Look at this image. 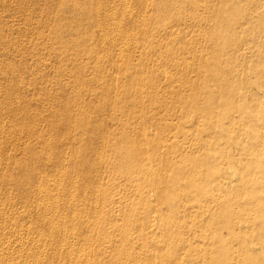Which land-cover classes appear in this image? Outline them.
<instances>
[{
	"label": "rangeland",
	"instance_id": "obj_1",
	"mask_svg": "<svg viewBox=\"0 0 264 264\" xmlns=\"http://www.w3.org/2000/svg\"><path fill=\"white\" fill-rule=\"evenodd\" d=\"M236 2L0 0V261L65 228L90 264H152L180 223L264 225V0Z\"/></svg>",
	"mask_w": 264,
	"mask_h": 264
},
{
	"label": "bare ground",
	"instance_id": "obj_2",
	"mask_svg": "<svg viewBox=\"0 0 264 264\" xmlns=\"http://www.w3.org/2000/svg\"><path fill=\"white\" fill-rule=\"evenodd\" d=\"M236 1L237 0H227L228 4L230 6H233V5L235 6L237 3ZM109 12L107 11L106 14ZM100 22H101V20H100ZM106 30H107V28H106ZM106 30H103V33H104V31L106 32ZM255 32H256L255 34L260 35V37L264 36V27H261V26L258 27L257 29H255ZM103 38H105V37H103ZM260 55H261V58L259 57L260 62L262 61V64H264V52L261 53ZM257 79H258V81H261L262 83H264V71L259 73V76L257 77ZM253 86H254V84L252 82L251 83L248 82L249 91L252 92L253 89L256 87V86H254V87ZM259 91H260V89H259ZM261 91H263V90H261ZM2 127H3V125H2ZM20 129H18V130H20ZM170 133H171V135H175V131L174 132L171 131ZM182 133L184 135L190 134L187 132V130L182 131ZM238 140L240 143H242V140H240V139H238ZM48 145H50V143ZM46 148H47V145H46ZM49 149H50L49 151H51L50 147H49ZM56 161H58V160H56ZM45 163H47V162H45ZM60 164H62V162ZM57 166L58 165H56L55 167H57ZM63 166L61 165L60 168L62 169ZM62 171H64V170H62ZM62 171L59 170L58 172H62ZM58 175H60V174H58ZM61 176H63V174H61ZM61 176H60V178H61ZM235 177H237V171L234 170L232 173V177L230 179H234ZM57 179H59V178H57ZM60 182L61 181H59L58 183H60ZM26 186L29 187L30 185L27 184ZM37 187H38V194L40 195V197L36 201V203L40 202L38 204V206L40 208L47 209L52 205L58 206V201H56L55 197H54L55 195L54 196L52 195L53 197L51 196L50 192L47 189L48 187L46 185L39 184V186H37ZM35 198L37 199V197H35ZM80 206H81V204H80ZM83 207H85V205H83ZM77 208L79 209V207H77ZM82 210H84V208ZM4 211H5V209H4ZM25 211L26 210H23L22 212H25ZM55 211H56V209H55ZM55 211L54 212L51 211L52 212L50 214L51 219H54V218L57 219L58 217H60L58 212H55ZM76 211H73L74 214H72V215H76L75 214ZM16 212H17V215H19L18 213H20V211L19 212L16 211ZM27 213H28V211H27ZM77 213L79 214L80 211ZM21 214H25V213H21ZM29 214H28V217H30ZM31 216H32V214H31ZM22 217L27 218L26 214ZM22 217H19V218H22ZM76 217L73 216V217H71V219L72 218L77 219ZM82 217H83V215H82ZM234 218L227 221L226 223H216L213 220H207L205 222L195 221L193 224H190V225H185V224L180 223V224L174 226L172 229H169L166 232V235L164 237L165 239L163 238V239L157 240V242L154 244L153 251L151 252V256H150L152 259V264H264V260H263L264 256L262 255V253H264V240H263V235H261V233H260V231L264 232V225H260L255 220H253V219L250 220V218H246V217H242V216L241 217L236 216V218L235 219ZM10 220H12V219H10ZM201 220H199V221H201ZM13 222H14V219H13ZM54 222H56V221H54ZM71 222L73 223V221H71ZM15 223H13V224L15 225ZM93 223L94 222H92V220H91V223H90L91 226ZM63 224H64V222H63ZM31 225L29 227H27L28 225H26V226H20L19 225V227L17 229H15V230L13 229L14 233H17L19 235L25 234L27 236V234H30L33 230V229H31ZM15 226H13V227L15 228ZM52 226H53V221H52ZM52 226L50 225V228ZM71 226L74 227L72 224H71ZM75 226H77V225H75ZM89 227H90V225H89ZM93 227H92V229H94ZM77 228L78 227H76V229H74V230L77 231ZM90 228H89V230H90ZM51 230L52 229H50V231ZM52 232H54V231L52 230L51 233ZM61 232H63L62 234H60L61 238L60 237H59L60 239L58 238L60 240V245H59V248L55 249V250H52L50 247H48L50 245L45 243L46 240H44V238H43L44 234L42 232L41 233H42L43 237L41 239H39L41 234H39L38 238H36V237L35 238H29L28 237L27 238L26 237L27 239H24V238H20L21 236H19L20 239H18L17 241H13V242H16L14 244L15 247L20 248V249L28 248L30 250L33 248V249H37V252H36V250H34L33 252H30V253H29V251H27L26 253H18V252L12 253L11 252L8 259L1 260L0 264H7V262H9V261L11 264H22V261H26V264H27V261H30V264H52V261L47 260V258H45L46 256L44 257L45 259L42 257V255L43 254L45 255V253L47 254V252L50 253L49 255H51V253H52V255H53V253H57L56 255L60 256V258H61V256L66 258L65 264H71V262H72V264H90L89 261L91 262V259L88 257L90 255V253H89V255H86L85 254L86 252L78 253V252H81V250H78L79 249L78 242L73 241L74 239L71 240V237H73V235H74L73 230L65 228L64 230H61ZM152 232L154 233L156 231L153 230ZM47 234H45V237ZM76 234L78 235V233H76ZM52 235L54 236V234H52ZM52 235H50V236L53 237ZM88 237H90V235ZM88 237H87V239H88ZM5 238H6V236H5ZM91 238H89V239H91ZM84 241H85V238H84ZM89 241L90 240H87L86 244H88ZM91 241H92V239H91ZM89 244H90V242H89ZM11 245H12V243L10 244V242H8V241H3V240L0 241V252L10 249L12 247ZM46 245H48V246L45 247ZM49 248L51 250L50 252H49ZM69 256H70V258H69ZM54 262H56V261H54Z\"/></svg>",
	"mask_w": 264,
	"mask_h": 264
}]
</instances>
